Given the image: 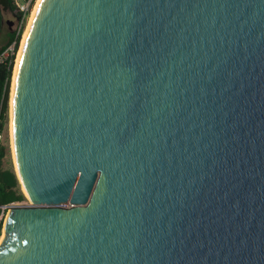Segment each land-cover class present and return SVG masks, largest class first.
Masks as SVG:
<instances>
[{"label":"water","instance_id":"95a60500","mask_svg":"<svg viewBox=\"0 0 264 264\" xmlns=\"http://www.w3.org/2000/svg\"><path fill=\"white\" fill-rule=\"evenodd\" d=\"M12 111L0 264H264V0H41Z\"/></svg>","mask_w":264,"mask_h":264},{"label":"trees","instance_id":"16d2710c","mask_svg":"<svg viewBox=\"0 0 264 264\" xmlns=\"http://www.w3.org/2000/svg\"><path fill=\"white\" fill-rule=\"evenodd\" d=\"M10 12L16 14L17 11L9 1ZM4 26L3 13L0 9V37ZM7 38L4 45L0 46V54L12 42H15V51L18 48L19 35L16 37L15 31L12 29L5 33ZM14 56L8 62L0 64V133L3 131L5 125L8 123V102L10 84L13 75ZM3 148L0 147V213L1 208L9 206L13 203H19L24 200V194L20 188L17 176L14 172L4 170L2 168ZM1 234V225H0Z\"/></svg>","mask_w":264,"mask_h":264},{"label":"rangeland","instance_id":"374dc122","mask_svg":"<svg viewBox=\"0 0 264 264\" xmlns=\"http://www.w3.org/2000/svg\"><path fill=\"white\" fill-rule=\"evenodd\" d=\"M4 21L11 20L9 15L4 14ZM13 29V25L9 26L6 23H4L3 29H2V34L0 37V46L4 45L7 38L5 36V33L9 30ZM22 39H20L21 41ZM20 44V43H19ZM20 46H18L19 48ZM19 50V49H18ZM17 50V51H18ZM14 68V66H13ZM11 84H12V79H11ZM10 91H11V85H10ZM10 91H9V102H8V123L5 125L3 131L0 133V147L3 148V158H2V168L4 170H9L11 172H14L17 176L20 188L24 194V200L19 203H14L13 207H30L33 206V203L29 199L27 193L25 192L21 181L19 179L18 175V170H17V164L14 159L13 155V149H12V143H11V134H10ZM0 225H1V234L0 237L2 236V230H3V225H4V219L2 218L0 220Z\"/></svg>","mask_w":264,"mask_h":264},{"label":"built area","instance_id":"2783aa9c","mask_svg":"<svg viewBox=\"0 0 264 264\" xmlns=\"http://www.w3.org/2000/svg\"><path fill=\"white\" fill-rule=\"evenodd\" d=\"M12 3L13 7L17 11V17L13 22V31L16 33V37L19 35V43L22 38V34L25 30L28 19L31 15L32 9L35 6L37 0H8ZM18 43V46H19ZM18 50V48H17ZM17 50L15 51V42H12L7 48L0 54V64L8 62L12 56H14V63L17 55ZM11 85V84H10ZM14 204V203H13ZM13 204L9 206H4L1 208L0 220L5 219L8 210L13 207ZM63 207H70L71 205L65 204ZM31 207V206H30Z\"/></svg>","mask_w":264,"mask_h":264},{"label":"bare ground","instance_id":"6f19581e","mask_svg":"<svg viewBox=\"0 0 264 264\" xmlns=\"http://www.w3.org/2000/svg\"><path fill=\"white\" fill-rule=\"evenodd\" d=\"M41 0H37V2L35 3V6L34 8L32 9V12H31V15L28 19V22L26 24V27H25V30L22 34V40L20 41V44H19V50L17 51V55H16V59H15V64H14V70H13V75H12V84H11V91H10V134H11V143H12V149H13V155H14V159H15V162H16V154H15V149H14V135H13V111H12V107H13V98H14V85H15V80H16V72H17V69H18V63H19V60H20V56H21V52H22V48H23V45H24V42L26 40V36L28 34V31H29V28H30V25H31V22H32V19H33V16H34V13L39 5ZM17 164V163H16ZM17 166V165H16ZM3 232V230H2ZM3 238V233H2V236L0 237V243H1V240Z\"/></svg>","mask_w":264,"mask_h":264},{"label":"flooded vegetation","instance_id":"af4514ba","mask_svg":"<svg viewBox=\"0 0 264 264\" xmlns=\"http://www.w3.org/2000/svg\"><path fill=\"white\" fill-rule=\"evenodd\" d=\"M4 14L9 15L10 18H11V21H12V22H14V19L17 17V14H12V13L9 11V12H7V13H3V20H4V17H5ZM5 22H6V21H4V23H5Z\"/></svg>","mask_w":264,"mask_h":264}]
</instances>
